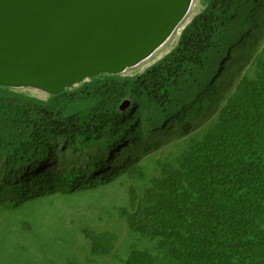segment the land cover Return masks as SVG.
Instances as JSON below:
<instances>
[{"label": "trees", "instance_id": "trees-1", "mask_svg": "<svg viewBox=\"0 0 264 264\" xmlns=\"http://www.w3.org/2000/svg\"><path fill=\"white\" fill-rule=\"evenodd\" d=\"M202 5L136 75L1 97L0 205L83 199L73 221L111 264H264V0Z\"/></svg>", "mask_w": 264, "mask_h": 264}, {"label": "water", "instance_id": "water-1", "mask_svg": "<svg viewBox=\"0 0 264 264\" xmlns=\"http://www.w3.org/2000/svg\"><path fill=\"white\" fill-rule=\"evenodd\" d=\"M193 2L0 0V85L56 95L124 73L172 37Z\"/></svg>", "mask_w": 264, "mask_h": 264}, {"label": "rangeland", "instance_id": "rangeland-1", "mask_svg": "<svg viewBox=\"0 0 264 264\" xmlns=\"http://www.w3.org/2000/svg\"><path fill=\"white\" fill-rule=\"evenodd\" d=\"M203 1L205 0H194L189 14L178 30L152 58L121 74L136 75L169 52L178 43L184 27L202 9ZM92 78L65 91L77 90ZM17 94L35 95L45 100L52 95L28 87L13 88L0 85V98ZM84 108V100L74 102L70 104L66 114L82 112ZM104 193L106 197L109 194L111 197L123 198L120 202L125 203V189L121 184L111 185ZM82 200L72 195L57 193L25 201L14 209L0 205V264H111L112 258H100L89 251L84 232L81 231L80 225L73 221L80 210L86 209ZM125 235L124 232L121 242L127 245L128 241H124ZM118 250L121 252V247Z\"/></svg>", "mask_w": 264, "mask_h": 264}, {"label": "bare ground", "instance_id": "bare-ground-1", "mask_svg": "<svg viewBox=\"0 0 264 264\" xmlns=\"http://www.w3.org/2000/svg\"><path fill=\"white\" fill-rule=\"evenodd\" d=\"M192 6H193V5H192ZM168 41H169V40H168ZM168 41H167V42H168ZM167 42H166V43H167ZM166 43H165V44H166ZM165 44H163V45H162V46H161V47H160V48H159V49H158L153 55H151L149 58H147V59L144 60L143 62H146L147 60H149L150 58H152V57H153V56H154V55H155V54H156V53H157L162 47L165 46ZM143 62H141L140 64H142ZM140 64H138L137 66H139ZM126 71H127V70H126Z\"/></svg>", "mask_w": 264, "mask_h": 264}, {"label": "clouds", "instance_id": "clouds-1", "mask_svg": "<svg viewBox=\"0 0 264 264\" xmlns=\"http://www.w3.org/2000/svg\"><path fill=\"white\" fill-rule=\"evenodd\" d=\"M183 21H184V20H183ZM181 24H182V23H181ZM181 24H180V25H181ZM180 25L178 26V28L180 27ZM178 28H177L176 30H178ZM175 32H176V31H175ZM175 32H174V33H175ZM172 36H173V35H172Z\"/></svg>", "mask_w": 264, "mask_h": 264}]
</instances>
